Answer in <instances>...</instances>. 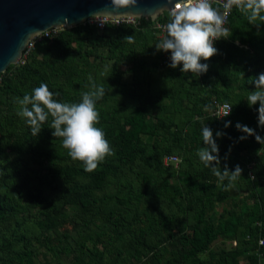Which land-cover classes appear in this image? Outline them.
<instances>
[{"label":"trees","instance_id":"16d2710c","mask_svg":"<svg viewBox=\"0 0 264 264\" xmlns=\"http://www.w3.org/2000/svg\"><path fill=\"white\" fill-rule=\"evenodd\" d=\"M170 20L166 12L156 19L165 26L164 38ZM152 23L139 18L136 27L98 30L82 24L57 30L35 41L22 63L9 65L0 74V264H41L36 261L33 237L26 235L23 214H43L47 218L43 227L55 230L56 222H63L59 212L65 206L78 210L76 239L72 245L64 239L56 251L50 240L45 243L49 254L70 258L67 264H238L239 258H245L246 264H264V144L255 136L240 140L245 133L235 127L246 125L264 137L257 121L259 102L250 108L246 100L255 91L251 78L264 73V21L257 19L258 27L250 24L235 7L226 25L230 36L214 41L218 52L208 61L201 60L209 68L200 76L182 73V65L173 69L163 62V54L171 53L157 52L155 45L160 40ZM127 36H133L134 42L128 43ZM89 57L97 62L89 64ZM146 57L158 65L161 62L164 85L155 98L140 99L123 113L106 106L108 85L90 76L97 73L101 61H111L108 83L120 85L119 67L137 62L142 68ZM42 83L54 93V100L68 104L79 103L93 83L105 88L103 98L96 101V127L104 131L115 154L107 156L95 171L86 172L83 162L70 158L62 138L52 135L51 116L40 134L33 136L25 119L17 115V98L31 95ZM212 98L232 107L227 117L208 115L205 106L211 105ZM228 121L231 125L225 128ZM203 125L214 135L217 130L226 133L217 139L221 168L227 164L234 170L239 165L242 176L235 182L257 184L247 196L252 204L243 203L238 211L220 215L211 233L205 216L215 203L228 198L224 186L229 181H219L196 154L204 146ZM142 136L153 142L143 141ZM169 155H177V168L162 164V157ZM28 162L42 165L45 173L38 176L39 183L49 178L45 184L55 191L53 195L26 189L23 165ZM136 164L141 171L132 175ZM166 178L177 182L169 183ZM57 181L59 185H52ZM93 218L100 222L96 232L90 230ZM123 234L128 237L125 244ZM232 239L239 242L231 250H210L215 241ZM258 239L263 240L261 246ZM113 241H119L124 255L117 252L105 259Z\"/></svg>","mask_w":264,"mask_h":264},{"label":"clouds","instance_id":"9594fccd","mask_svg":"<svg viewBox=\"0 0 264 264\" xmlns=\"http://www.w3.org/2000/svg\"><path fill=\"white\" fill-rule=\"evenodd\" d=\"M171 2V0H169ZM138 6V0H111L112 11H104L93 15L116 16L120 18H130L133 13L120 14V9H131ZM235 6L244 15L250 24L256 25L257 19L264 21V0H226L224 8L231 10ZM171 20L166 25L167 35L156 45L157 52H170V68L180 67L182 73L195 74L200 76L208 71L209 65L201 63V60L208 61L217 54L214 41L221 38H228L229 30L224 27L226 16L217 8H214L210 0H179L170 10ZM155 17L153 16V19ZM104 23H100L103 27ZM128 43L134 42L133 36L124 38ZM91 82V77H89ZM251 82L255 85V91L249 92L247 97L248 106L251 108L259 102L257 109L258 127L264 128V73L252 77ZM87 87V85H86ZM92 90L82 93L79 103H62L53 99L47 84H41L33 89L31 95L17 98L20 105L17 115L25 119L30 126L33 136H38L42 131V125L52 117L51 129L54 137L62 138V146L68 150V155L74 161H81L86 172H93L98 164L107 156L114 155V149L110 147L109 141L105 138L104 131L96 127L99 120V113L96 110V101L105 95V88L91 85ZM58 95V94H57ZM29 105L31 107H29ZM211 105L205 106V111L211 109ZM222 117H227L231 108L225 106ZM231 121L225 123L227 128ZM236 129L245 135L239 137L240 140L247 139L248 136H255L261 145L264 144V137L258 135L255 129L237 123ZM203 147H199L197 156L205 167H210L213 174L223 182L229 181L224 186V190L234 186V182L242 176V169L239 165L234 170H229L227 164L221 168L219 155V145L217 139L222 138L226 133L217 130L215 135L213 130L207 125L201 127ZM224 159H227V154Z\"/></svg>","mask_w":264,"mask_h":264},{"label":"rangeland","instance_id":"374dc122","mask_svg":"<svg viewBox=\"0 0 264 264\" xmlns=\"http://www.w3.org/2000/svg\"><path fill=\"white\" fill-rule=\"evenodd\" d=\"M66 29V28H61ZM98 53L100 51H97ZM26 54V53H25ZM23 54L21 59L19 60L20 63L24 61ZM104 55V54H103ZM89 64H95L97 59L93 57H89L87 59ZM156 61L152 60L151 57H146L145 64L141 68L137 62L134 64H127L121 65L119 67L120 75V85H111L107 81V77L109 74V67L111 64L110 60L103 59L100 65L97 67V73H93L90 76H93L97 83H103L104 85H108L107 88V98L108 101L105 104L110 109L117 110L118 113L127 112L129 110L130 104H137L138 100L145 99V100H153L155 98V93L157 92L158 88L162 87L164 84L162 82V75L160 74V64L155 63ZM102 105V104H100ZM153 115H150L148 119H152ZM143 141H149L151 144L153 139L147 140L145 136H142ZM243 154V153H241ZM176 157L177 155H169ZM167 156L162 157V164ZM179 161V160H178ZM178 161H175L174 168H177ZM164 165V164H163ZM165 166V165H164ZM23 173L27 177L26 189L31 192H40L44 196H51L55 193L52 191L50 186L46 185V182H49V178L43 180L42 183H39L38 176L44 174V168L42 165H36L33 163H26L23 165ZM248 167V166H247ZM249 168V167H248ZM133 174H138L141 171V166L139 167L138 164L133 166ZM251 176V174L248 173ZM249 178V181L252 180V176ZM169 183H176L177 179L166 178ZM59 185V181L52 183V185ZM256 183L252 181L247 183H243L242 181L234 182V186L229 188L228 198L222 203H215L213 209L206 214L205 218L207 221V227L209 233H211V228L216 222L219 220L220 215H225L226 212L230 211H238L240 206L245 203L248 205L252 204V200L248 199V194L251 189H256ZM109 192V191H108ZM160 213L162 215L167 214V210H161ZM79 215L78 210L75 208L65 206L60 209L59 217L63 222H56L55 230L48 229L47 227H43V224L47 222V218L42 215H39L36 211H29L23 214L25 218V226H26V235L28 237H33L32 239V247L33 250L37 254V263L41 264H57L60 262L61 264L70 263V258H65L64 256H59L58 253H54L53 255L49 254L46 247L49 246L45 243L46 240H50L51 244L55 251L58 250L62 244L59 242L65 241L72 245L73 240L76 239V231L74 230V226L77 223L75 217ZM83 217L82 215H80ZM182 222L184 218L181 219ZM39 224L42 227H39ZM100 222L93 218L90 223V230L94 232L97 231V226ZM28 231V232H27ZM62 235L67 236L63 238ZM38 238V240H36ZM122 243L125 244L128 241L127 234L122 235ZM245 239H247L245 237ZM235 242V245H233ZM238 241L232 240H223V241H215L211 246V251L219 252V250H231L232 248L238 245ZM88 247H90L87 244ZM100 250V246H97ZM106 256L104 257L107 259V256L115 255L117 252H120L121 255H124V249L120 246L119 241H113L111 245L107 246L106 248ZM248 254V253H246ZM62 255V254H61ZM201 258L205 259L206 255L201 256ZM262 264V261H259ZM238 264H246L245 258H239Z\"/></svg>","mask_w":264,"mask_h":264},{"label":"water","instance_id":"95a60500","mask_svg":"<svg viewBox=\"0 0 264 264\" xmlns=\"http://www.w3.org/2000/svg\"><path fill=\"white\" fill-rule=\"evenodd\" d=\"M179 0H138V6L120 9L131 12L130 18L152 21L170 13ZM111 0H0V74L21 59L27 44L44 31L82 25L90 17H120L90 14L112 11ZM153 16L155 17L153 19Z\"/></svg>","mask_w":264,"mask_h":264},{"label":"built area","instance_id":"2783aa9c","mask_svg":"<svg viewBox=\"0 0 264 264\" xmlns=\"http://www.w3.org/2000/svg\"><path fill=\"white\" fill-rule=\"evenodd\" d=\"M225 2H226V0H210V3L212 4V6L214 8H217L222 14H224L226 16V20H225V24H224V27L226 28V25H227V22H228V18L230 16V14L232 13V11L234 10L235 6H233V8L231 10H226L224 8ZM174 5H173V7H174ZM138 19L139 18H116V19H111V18H104L102 16L101 17H90V18H88L85 21L84 24L92 25L98 30L103 29L105 26L118 27L120 25H129V26H132V27H136ZM156 19L151 21V22H153L151 27L154 30H157V38L159 40H162L164 38L165 26L163 24L157 22ZM100 23H104L103 27L100 26ZM55 31H57V30L50 29V30L44 31L43 33H41L38 36H36L35 38H33L27 44L25 50L23 51L24 54L27 53L32 48V46H33L35 41H38L41 38L48 37L50 34L54 33ZM169 57H170V55L163 54V62L170 64ZM210 104H211L212 107L208 111V115L211 116V117H214L216 119H220L221 116L223 115L224 111H227V108L225 106H229L227 103H220L217 100H215L214 98L211 99ZM176 160L178 161L177 157L167 156L165 158V160L163 161V164L164 165H170V164L171 165H175V161ZM262 244H263V240L262 239H258L257 240V245L261 246ZM233 245H235V242H233ZM257 256H258V258L261 257L260 254H258ZM257 264H260V263L258 262Z\"/></svg>","mask_w":264,"mask_h":264},{"label":"bare ground","instance_id":"6f19581e","mask_svg":"<svg viewBox=\"0 0 264 264\" xmlns=\"http://www.w3.org/2000/svg\"><path fill=\"white\" fill-rule=\"evenodd\" d=\"M61 28H66V27L62 26Z\"/></svg>","mask_w":264,"mask_h":264}]
</instances>
